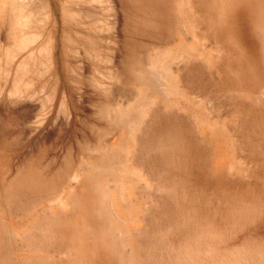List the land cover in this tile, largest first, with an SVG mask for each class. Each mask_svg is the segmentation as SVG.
<instances>
[{"label":"bare ground","instance_id":"1","mask_svg":"<svg viewBox=\"0 0 264 264\" xmlns=\"http://www.w3.org/2000/svg\"><path fill=\"white\" fill-rule=\"evenodd\" d=\"M0 264H264V0H0Z\"/></svg>","mask_w":264,"mask_h":264}]
</instances>
